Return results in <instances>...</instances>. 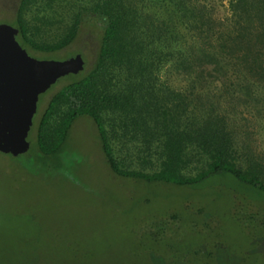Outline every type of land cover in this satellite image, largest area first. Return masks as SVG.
I'll use <instances>...</instances> for the list:
<instances>
[{
  "label": "trees",
  "instance_id": "1",
  "mask_svg": "<svg viewBox=\"0 0 264 264\" xmlns=\"http://www.w3.org/2000/svg\"><path fill=\"white\" fill-rule=\"evenodd\" d=\"M210 1L19 0L12 26L26 50L53 53L83 32L98 42L90 70L61 78L67 83L44 113L38 150L30 147L22 156H59L72 124L87 116L118 176L175 186L218 179L236 204L264 207V154L251 146L238 119L239 107L259 114L264 108V0H230L225 16L216 15ZM66 3L76 10L71 20L53 40L40 41L50 17L28 14ZM168 63L188 78L186 90L161 82ZM116 120L124 135L142 140L138 162L151 173L124 168L111 140ZM259 214L238 209L239 220L254 226L264 225Z\"/></svg>",
  "mask_w": 264,
  "mask_h": 264
},
{
  "label": "rangeland",
  "instance_id": "2",
  "mask_svg": "<svg viewBox=\"0 0 264 264\" xmlns=\"http://www.w3.org/2000/svg\"><path fill=\"white\" fill-rule=\"evenodd\" d=\"M83 1L81 5H88L91 0ZM18 2L0 0V24L14 25ZM210 3L216 15L228 14L230 0ZM74 10L69 3L57 4L52 10L36 8L27 17H50L39 37L48 42L71 20ZM97 47L96 37L83 32L62 50L27 51L37 59L55 60L81 53L88 71ZM160 78L172 89L186 90L189 84L171 63ZM66 83L60 79L40 95L28 136L30 151L38 150V127L50 100ZM261 110L244 112L239 107L238 119L251 146L264 154ZM116 122L111 140L124 168L151 173V166L144 169L138 162L140 137L124 135L120 120ZM33 156L0 152V264H264V225L238 218L239 207L251 213L259 210L264 218V207L236 204L235 195L218 179L175 186L118 176L105 159L94 121L87 116L72 124L59 156Z\"/></svg>",
  "mask_w": 264,
  "mask_h": 264
},
{
  "label": "water",
  "instance_id": "3",
  "mask_svg": "<svg viewBox=\"0 0 264 264\" xmlns=\"http://www.w3.org/2000/svg\"><path fill=\"white\" fill-rule=\"evenodd\" d=\"M19 30L0 24V152L18 157L28 140L40 95L61 78L85 69L81 54L65 59H37L17 40Z\"/></svg>",
  "mask_w": 264,
  "mask_h": 264
}]
</instances>
